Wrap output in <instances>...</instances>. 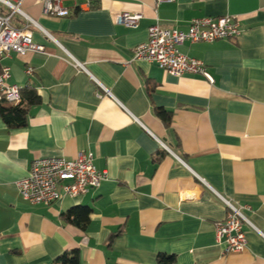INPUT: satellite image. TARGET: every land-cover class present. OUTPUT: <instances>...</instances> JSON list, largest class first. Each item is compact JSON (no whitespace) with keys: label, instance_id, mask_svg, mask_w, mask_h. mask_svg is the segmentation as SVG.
Returning a JSON list of instances; mask_svg holds the SVG:
<instances>
[{"label":"crops","instance_id":"0c3cea01","mask_svg":"<svg viewBox=\"0 0 264 264\" xmlns=\"http://www.w3.org/2000/svg\"><path fill=\"white\" fill-rule=\"evenodd\" d=\"M61 4L69 16L45 15L39 1L24 0L23 12L54 40L32 27L43 50L0 59L9 83L39 97L22 126L0 116V264H60L72 251L78 264H156L159 253L173 254V264H264V0ZM121 13L140 14L137 26L116 23ZM220 15L239 22L236 38L179 46L205 63L213 83L132 60L156 21L184 31L192 18ZM79 152H91L106 172L98 187L50 204L18 194L15 182L33 160ZM219 196L246 206L254 226L243 225L241 252L216 241L214 224L227 213ZM74 206L91 209L84 228L62 217Z\"/></svg>","mask_w":264,"mask_h":264},{"label":"built area","instance_id":"2783aa9c","mask_svg":"<svg viewBox=\"0 0 264 264\" xmlns=\"http://www.w3.org/2000/svg\"><path fill=\"white\" fill-rule=\"evenodd\" d=\"M24 0H0V59L10 52L25 54L41 52L43 45L32 40L31 28L37 27L49 39L54 38L40 27L21 9ZM42 5V13L57 17L69 16V8L63 7L62 0H37ZM175 0H155L156 4L170 3ZM23 19L20 26L12 22L13 16ZM141 15L138 13H121L115 16V22L127 27H136ZM241 32L239 22L230 15L203 16L192 18L186 30L168 28L158 21L148 27L147 40L135 46L132 60H144L156 64L165 72L180 76L198 74L213 83V77L207 71L202 60L189 57L179 50L184 41L211 42L217 39H234ZM70 63L77 69L86 71L84 65L70 56ZM27 73L32 69L28 67ZM10 67L1 66L0 98L10 105L21 101L20 88L9 83ZM158 142L170 150L161 140ZM106 178V172L98 170L93 164L91 152H79L74 159L64 157L37 158L29 166L26 176L15 182L18 194L31 203L50 204L62 195L80 196L99 186ZM224 202L227 213L224 219L215 222V238L223 244L226 252H241L247 244L243 225L254 227L243 213L246 206H237L219 196ZM257 230V229H256ZM264 238V233L257 230Z\"/></svg>","mask_w":264,"mask_h":264},{"label":"trees","instance_id":"16d2710c","mask_svg":"<svg viewBox=\"0 0 264 264\" xmlns=\"http://www.w3.org/2000/svg\"><path fill=\"white\" fill-rule=\"evenodd\" d=\"M1 70V65H0ZM21 101L16 105L8 104L4 99L0 98V116L9 127H19L25 124V115L28 107L39 101V97L35 92L29 91L22 93L20 90ZM157 115L164 122L165 126L170 125L171 115L166 111H157ZM91 209L85 206H74L62 213V217L66 220L76 222L81 228H84L89 220ZM60 264H78V253L72 251L63 253L59 258ZM173 254L159 253L156 257V264H173Z\"/></svg>","mask_w":264,"mask_h":264}]
</instances>
